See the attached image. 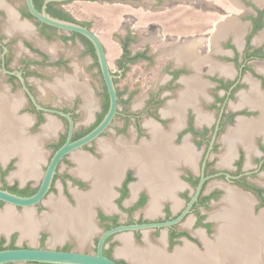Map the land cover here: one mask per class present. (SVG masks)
Wrapping results in <instances>:
<instances>
[{
	"label": "flooded vegetation",
	"instance_id": "1",
	"mask_svg": "<svg viewBox=\"0 0 264 264\" xmlns=\"http://www.w3.org/2000/svg\"><path fill=\"white\" fill-rule=\"evenodd\" d=\"M45 1L33 0L35 8L41 11ZM73 1L50 0L46 10L92 29L65 8ZM86 1L130 9L121 15L133 25L119 41L117 70H111L117 113L97 140L59 162L45 200L62 201L71 213L86 207L93 229L87 238L95 250L101 235L112 228L165 223L182 215L170 225L109 235L104 253L121 264H173L179 255L177 260L225 261L233 240L240 238L241 243L238 225L242 224L259 228L263 244L264 0ZM144 19L147 24L140 25ZM170 21L179 26L178 34ZM58 32L70 44L81 38L99 68L82 35L42 23L30 13L27 0H0V144L38 143L45 154L43 159L26 161L22 151L3 155L0 150V188L22 196L37 191L69 131L65 116L39 109L32 97L46 109L71 115L74 140L95 128L109 109L100 68L101 92L90 83V93L84 90L88 95L57 91V74L70 69L69 58L47 50ZM139 33L148 39L135 49L132 44L138 42ZM141 63L149 67L147 82L153 80L142 101L137 92L127 91V84L120 86L130 65ZM78 119L83 120L81 128ZM57 120L60 125L55 127ZM107 134L108 139L103 137ZM103 141L118 149L117 160H104L99 146ZM74 152L92 158L91 167L81 168L85 160H77ZM45 200L31 208L33 212L49 208ZM46 233L38 247L47 246ZM69 235L74 242L59 249L73 250L77 238ZM4 242V247H19ZM260 260L264 263V248Z\"/></svg>",
	"mask_w": 264,
	"mask_h": 264
},
{
	"label": "water",
	"instance_id": "2",
	"mask_svg": "<svg viewBox=\"0 0 264 264\" xmlns=\"http://www.w3.org/2000/svg\"><path fill=\"white\" fill-rule=\"evenodd\" d=\"M50 0H46L45 4L41 11H38L33 3V0H27V5L30 13L40 20L42 23L47 25L56 27L58 29L75 32L78 33L85 38H87L94 47V52L97 58V62L104 78L107 91L109 94V109L105 114L102 121L87 134L81 136L78 139H72L74 132V120L70 114L62 112L46 109L35 101L32 97L33 102L39 109H43L46 111L56 112L60 115L65 116L69 122V131L66 142L55 151L53 154L46 170L43 175L42 181L37 189V191L30 196H22L15 193H12L8 190L0 188V201L7 204L9 207H13L17 209V207H21L22 209L28 211V209L35 208L37 204L43 202L51 188L54 175L56 173V168L59 162L69 153L73 151H77L79 149L84 148L87 144L91 143L94 140H97L99 136L107 129V127L112 122L113 118L117 113V91L114 84V74L111 72V68L109 65V61L107 58V53L105 47L100 39V37L92 31L91 28L78 23L76 21L63 19L60 17H56L47 12V3ZM21 76V75H20ZM23 80V78H22ZM27 92L29 90L24 85ZM203 180L198 186L197 194L201 189ZM195 195L194 199L196 198ZM193 199V200H194ZM3 210L0 209V212ZM165 222V223H155V224H142V225H130V226H120L112 228L101 235L99 241L96 246V250L94 252H86L81 249H73V250H63L57 249L54 247L53 243H50L46 247H38V246H30V247H14V248H5L0 250V264H26V263H46V264H121L117 262L115 259L108 257L104 253V246L107 237L113 233L122 230H130L137 228H146L149 226H162V225H170L178 220Z\"/></svg>",
	"mask_w": 264,
	"mask_h": 264
},
{
	"label": "rangeland",
	"instance_id": "3",
	"mask_svg": "<svg viewBox=\"0 0 264 264\" xmlns=\"http://www.w3.org/2000/svg\"><path fill=\"white\" fill-rule=\"evenodd\" d=\"M65 8L68 10V12H70L71 15H73L79 21L85 23L89 22L91 24L93 31L96 34L102 36V39L105 42V48H106L107 58L109 61L110 68L112 71H116L117 66L115 64V60L118 58L120 54L119 41L122 40V36L126 33V30H129V27L133 25V22L129 19H122V21L119 20L116 21V23L110 22V19L107 18V15L113 17L111 13L115 8H119L121 12L122 10L128 11L130 9L128 7L125 8L119 5H113V4L111 5L100 2H88L86 0H74L73 2L67 4ZM165 23L168 25L169 22L165 21L162 23L164 27H167ZM139 24L145 26L147 24V20L145 19L140 20ZM169 25L170 28L174 30L180 29L178 28L179 26L178 27L174 26L175 23L172 21H170ZM143 28L146 29L147 27H143ZM174 33L178 34L179 32L176 30V32ZM58 34L59 35L57 39L51 42V45L49 46V48H47V50L51 49L53 52L56 53L57 56L58 55H64L66 57L69 56L70 64H74L82 68L81 71L79 70L78 73L80 79L82 81L88 80V82L91 85L92 84L95 85V89L97 90V92H98V88H99V92H101L100 90L102 89V85H101L102 82L100 81L101 76L99 74V68L96 64L95 58H93V56L90 53H88L85 42L82 41L81 38L76 37L75 41L70 44L65 42L64 40H61L60 32H58ZM140 34L141 33H139L138 35L139 37H137L138 42L136 41V43L132 44L133 45L132 47L135 49L136 47H138V45L144 44L148 39L146 35H140ZM173 38H177V37H172V39ZM146 67H147L146 63L130 65L129 70L126 72V77L121 82L120 85L121 87L124 88V86H126L127 84V86H129L127 91L137 92L138 94L136 95V97L137 99H141V101L144 99V96H146L150 88L153 86L150 84L153 80L151 82H147L146 80L147 72L149 70V67L147 68L148 70L146 69ZM58 76L61 77L62 75L59 74ZM82 122L83 120L78 119L79 128H81ZM103 137L105 138L108 137V134ZM74 154L76 155L77 153L74 152ZM47 200L49 199L45 200V204H48ZM7 208H12L17 213H23L26 211L24 209H15L13 207H9L7 204L4 205L0 204V209H2L3 211H5ZM28 210H34V209H28ZM51 210L52 209L49 207L40 211L41 214L40 213L39 214L36 213V214L38 216L47 215L51 212ZM45 230L48 229L41 228L37 230L34 240H31L28 237H22L21 232L17 229H14L9 233L0 232V241L2 239H5L6 241L4 242V244L6 246L12 244L11 242H14V244L16 243V245L19 247H25L26 245L39 246L40 244L43 243L42 233H46ZM48 232L49 234L46 233L47 236L44 238V243L46 245L52 243L51 242L52 233L50 230H48ZM76 238H77L76 244L73 247V249H81L86 252L95 251V245L91 241H89L88 238H86V241L82 240V242L78 237ZM68 241L74 242L71 239L70 235H68V237L62 239L61 241L53 242V245L55 248L59 249L58 248L59 246H63L64 244H67Z\"/></svg>",
	"mask_w": 264,
	"mask_h": 264
},
{
	"label": "bare ground",
	"instance_id": "4",
	"mask_svg": "<svg viewBox=\"0 0 264 264\" xmlns=\"http://www.w3.org/2000/svg\"><path fill=\"white\" fill-rule=\"evenodd\" d=\"M64 89L67 90V91H69L70 89H73V87H72V85H66V86H64ZM17 144L18 143H16V145ZM121 144H123V143H121ZM116 145H118V144H116ZM99 146H100V150L104 153L103 154L104 160H117L118 159V156H120L118 154V152H117L118 149L115 148L114 147V144H112V143L110 144V143H107V142H102V143H100ZM123 146L127 147L124 144H123ZM32 148H33V146H32ZM123 149H126V148L123 147ZM27 154H28V152H27ZM31 154H33V153H31ZM136 155H138V154H136ZM164 155H166V154H164ZM127 156L130 157L131 156V153H128ZM74 157L77 160H85V163H83V165H80L81 168L84 167V165H85L86 168L91 167V164L92 163L90 161H88V160H93V159L90 158V157H88L87 155H84V154H76ZM160 157L163 160L165 159L162 156H160ZM22 159L25 160L24 157ZM81 164H82V162H81ZM101 171H103V170H101ZM102 174H103V172H102ZM105 188H107V187H105ZM78 197L81 198V199L83 198V196H80V195H78ZM61 202L58 201V200H54V199L52 201L51 200L48 201V204L50 205V207L52 209V212L49 213V214H47V215H43V216H38L35 212H33V210H28V211H25L23 213H17L12 208H7L5 211L0 212V232L9 233L12 230L17 229V230H19L21 232V236L22 237H28L29 239L34 240L35 239V236H36L37 230L41 229V227L44 226V227L48 228L49 230H51V232H52V237H51V242L52 243L53 242L61 241L62 239L68 237L69 234L75 235L76 237H78L80 239L81 242H82V240L83 241H86V238L93 231L92 226H91V221H90V218L88 217V213H87L86 207H83L82 208L83 210H81V211L71 213L70 210H66L67 208H65V206ZM57 208L59 210H57ZM220 217H223V216H220ZM220 217H219V219H220ZM230 217H232V216H230ZM232 218H237V217L234 216ZM263 220H264V215H263ZM240 222L242 223L243 221L240 220ZM230 223L234 224V223H236V221L232 219ZM241 226L238 225V227H240L238 230L241 231V243H239L240 240L238 241V239H240L238 237H240V236L235 237L233 235L234 236V239H237V238L238 239L235 242L233 240V243L228 246L229 247L228 249L230 250V253H229L230 254L229 255L230 258H228L225 261H221L222 259L221 260H215V261H212V262H207L206 260L205 261H197V260L187 261L185 259H184L185 261L184 260H180V259L177 260V258L179 256L181 258V255H179L177 258L175 257L173 259H176V261L178 262V264H255V263H261V260L258 261V256L260 254V250L264 248V243L262 244V239L259 238V235H261V232L262 231L259 228H255L254 229V228H245L244 227L245 225H243L242 227ZM229 228H230V231H233L234 230L232 226L230 227V225H229ZM235 231H236V227H235ZM238 232H236V233H238ZM239 235H240V233H239ZM231 237H232V233H231ZM123 241H124V244L126 246L125 247L126 248L125 250L126 251L128 250L127 252H128V255H129V251H130V248H131L130 241L128 240V238L124 239ZM132 249H134V248H132ZM134 251H135V249H134ZM132 252H130V254ZM182 258H184V257H182ZM148 259H151V257L148 258ZM173 259H171V260H173ZM135 260L137 261L136 258L134 259V261ZM155 260H156V258H155ZM164 261H166V260H164ZM151 263H152V261H151ZM166 263L172 264L171 261H167ZM174 263L175 262H173V264Z\"/></svg>",
	"mask_w": 264,
	"mask_h": 264
},
{
	"label": "crops",
	"instance_id": "5",
	"mask_svg": "<svg viewBox=\"0 0 264 264\" xmlns=\"http://www.w3.org/2000/svg\"><path fill=\"white\" fill-rule=\"evenodd\" d=\"M113 5H115V4H113ZM123 11H125V10H122V12ZM122 12H121V10H119V8H115L113 10V12L111 13L113 17L107 15V18L110 19V22H114V23H116V21H119V20L122 21V15H121ZM98 36L100 37V39H101V41L105 47V42L102 39V36H100V35H98ZM105 50H106V48H105ZM66 58H69V56H67ZM69 65H70V69L68 71H65L63 73L59 72L57 74V81H56L57 91L61 94H64V95L65 94H73V93H83L84 95H86V94L88 95V93H90V91H89L90 84H89L88 80L82 81L80 79V77L78 76L79 70L81 71L82 68L79 66H76L74 64H70V63H69ZM59 74H61L62 76L59 77L58 76ZM66 85H72L73 89H70L69 91L65 90L64 86H66ZM85 89H86V92H88V93H85V91H84ZM54 125H55V127H56V125L59 126L60 121L57 120ZM32 146H33V148H32ZM0 150L2 151V153H4L3 155H6V153H8L12 150H15V151L18 150L19 152L22 151L21 156H22V158L24 157V159L26 161H28L30 159L39 160V159H43L45 157L44 148L42 147V144L40 145L38 143L36 145L35 143H27V142L21 141L20 144L19 143L17 145L12 144L10 146H4L3 143H1L0 144ZM27 152H28V154H27ZM31 153H33V154H31ZM31 161H33V160H31ZM51 212H52V210H51ZM41 228H46V227L43 226ZM46 229H48V228H46ZM176 263H178V262H176Z\"/></svg>",
	"mask_w": 264,
	"mask_h": 264
},
{
	"label": "trees",
	"instance_id": "6",
	"mask_svg": "<svg viewBox=\"0 0 264 264\" xmlns=\"http://www.w3.org/2000/svg\"><path fill=\"white\" fill-rule=\"evenodd\" d=\"M67 18V17H66ZM70 20H73V19H71V18H69ZM82 38L89 44V46H90V51H91V53L93 54V55H95L94 54V47L92 46V44L90 43V41L87 39V38H85V37H83L82 36ZM3 242H4V240H1L0 241V250L1 249H5V248H7V247H4L3 246ZM8 248H14V246L13 245H10Z\"/></svg>",
	"mask_w": 264,
	"mask_h": 264
}]
</instances>
